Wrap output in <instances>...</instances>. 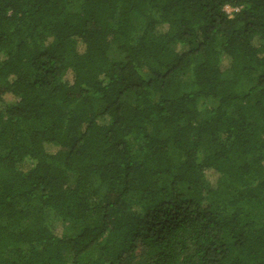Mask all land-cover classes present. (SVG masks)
<instances>
[{"label":"trees","instance_id":"trees-1","mask_svg":"<svg viewBox=\"0 0 264 264\" xmlns=\"http://www.w3.org/2000/svg\"><path fill=\"white\" fill-rule=\"evenodd\" d=\"M0 264H264V0H0Z\"/></svg>","mask_w":264,"mask_h":264},{"label":"rangeland","instance_id":"rangeland-1","mask_svg":"<svg viewBox=\"0 0 264 264\" xmlns=\"http://www.w3.org/2000/svg\"><path fill=\"white\" fill-rule=\"evenodd\" d=\"M225 10H226V12H230L231 10L228 8V7H225ZM64 231V230H63ZM67 232L65 231V234H66Z\"/></svg>","mask_w":264,"mask_h":264}]
</instances>
